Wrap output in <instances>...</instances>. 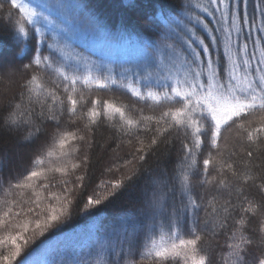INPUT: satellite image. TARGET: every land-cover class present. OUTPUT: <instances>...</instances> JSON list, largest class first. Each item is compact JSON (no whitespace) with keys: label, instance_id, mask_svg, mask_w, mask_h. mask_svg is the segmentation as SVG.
<instances>
[{"label":"snow or ice","instance_id":"1","mask_svg":"<svg viewBox=\"0 0 264 264\" xmlns=\"http://www.w3.org/2000/svg\"><path fill=\"white\" fill-rule=\"evenodd\" d=\"M4 2L0 22L20 46L17 59L29 45L30 56L6 73H20L19 91L0 107V126L22 132L36 154L26 174L0 167V264H264V0H252L251 12L249 0H185L153 14L160 42L149 40L135 69L119 73L72 47L77 31L106 34L82 0ZM101 92L128 94L144 107ZM101 119L135 140L137 164L171 133L180 154L170 176L161 172L143 190L140 207L116 218L131 231L124 227L94 252L90 246L87 258L57 260L55 236L73 217L72 193L84 176L72 187L66 178L88 159H72L73 143ZM78 121H86L84 132L68 130ZM140 174L133 167L101 181L103 195L94 190L77 214L114 200ZM56 175L65 178L59 192ZM209 232L224 237L218 253L203 244Z\"/></svg>","mask_w":264,"mask_h":264},{"label":"trees","instance_id":"2","mask_svg":"<svg viewBox=\"0 0 264 264\" xmlns=\"http://www.w3.org/2000/svg\"><path fill=\"white\" fill-rule=\"evenodd\" d=\"M4 2V0H0ZM99 17L106 26V34L103 36L93 35L85 31H77L72 34L71 44L76 52L89 57L90 59L109 65L115 72L119 73L125 69H135L138 62L144 55V45L149 41L159 43V29L153 22V14L158 15L162 10H171L173 6L182 5L185 0H82ZM195 0H193V3ZM203 2V0H202ZM4 2V8H8ZM249 12L252 10V0H249ZM3 15V13H0ZM29 46L24 48V59H17L20 53V46L13 38L11 28L0 22V107L8 104L12 97L19 91L20 73L8 78L4 75L2 62L9 65V69L20 68L23 63L28 62L30 56ZM152 51L151 48L148 49ZM71 54V49L69 50ZM96 94V93H94ZM104 98L115 97L119 101L129 105L136 104L137 107H144L128 94L122 92H101ZM150 110L145 107V114ZM86 121H78L75 126L68 125V130L78 127L84 132L83 125ZM55 125L49 123L47 131L49 133L48 143H51L50 135L55 130ZM65 125L62 124L61 128ZM86 139L83 142H74L73 147L77 148L72 156L74 161L82 160L86 155L87 162L66 179L72 180V187L76 184L75 176L83 175L82 186L75 188L72 193L75 199L73 208V217L68 221L63 230L56 234L55 239L60 241L59 251L54 254L59 260L61 254L65 259L70 260L73 257L87 258V253L104 242L106 238L115 239V233L121 232L124 227L131 231L132 226L123 225L116 218L122 215L125 209L139 208L141 205L142 192L146 187H150L153 178H158L161 172L171 175L175 167L179 153V142L176 140L175 133L168 144L161 143L153 148L146 156L145 161L137 164L133 160L132 154L135 151V140L132 137L121 135L113 122L101 119L91 132L84 133ZM232 136L233 133H227ZM23 133L10 131L0 126V167L5 174L12 175L26 174L25 169L31 166V159L36 154L34 145L21 139ZM132 139L133 143L128 141ZM40 141H37L39 143ZM147 143V141H146ZM90 145V146H89ZM15 152L18 156L15 157ZM264 161V156L261 158ZM125 161H132V165L125 167ZM261 163V161H256ZM133 167L141 169V174L133 184H130L124 191L118 194L113 200L104 201L96 209L90 210V214L78 213L83 207L87 196L94 190L102 195L104 189L97 188L101 181L118 179L122 175L128 174ZM111 169V171H109ZM148 169V172L143 171ZM61 179L59 175L55 177V187L53 191H61V185L58 183ZM31 195L25 193V199ZM0 198H3V192L0 191ZM15 198V197H13ZM203 217V213H201ZM90 226L95 228L94 233H89ZM83 233V236L80 234ZM187 236V231L184 232ZM223 235L213 236L210 232L204 235L203 244L205 247H212L219 252L217 245H222Z\"/></svg>","mask_w":264,"mask_h":264},{"label":"rangeland","instance_id":"3","mask_svg":"<svg viewBox=\"0 0 264 264\" xmlns=\"http://www.w3.org/2000/svg\"><path fill=\"white\" fill-rule=\"evenodd\" d=\"M2 65H6V66H3V67H6V68H3L4 70H2V72H4V75L5 76H7L8 78H10L11 76H9V75L6 74L7 71L9 70V65L5 64L4 62H2ZM10 69H11V67H10ZM12 76H14V75H12ZM17 156H18V154H17V152H15V157H17ZM88 232L91 233V234L94 233L95 232V228L93 226H90ZM80 236H83V233H81Z\"/></svg>","mask_w":264,"mask_h":264}]
</instances>
